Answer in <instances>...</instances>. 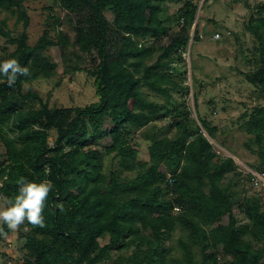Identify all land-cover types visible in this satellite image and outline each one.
Returning a JSON list of instances; mask_svg holds the SVG:
<instances>
[{
    "label": "trees",
    "instance_id": "1",
    "mask_svg": "<svg viewBox=\"0 0 264 264\" xmlns=\"http://www.w3.org/2000/svg\"><path fill=\"white\" fill-rule=\"evenodd\" d=\"M167 1L52 0L43 8L40 36L28 44L25 0H0V38L14 47L2 48L0 61L17 59L30 72L12 87L0 82V195L14 197L22 177L54 185L45 227L26 221L17 230L22 264H264V199L234 189L243 180L254 188L259 182L215 151L208 138L216 139V127L194 94L192 116L190 86L170 71L175 60L184 63L189 41H200L196 26L190 32L208 0L201 6L183 0L173 18L166 16ZM251 11L244 25L254 42L245 56L252 69L241 76L264 97V0ZM52 47L60 51L63 74L93 77L97 103L49 108L36 93H22L23 82L56 75ZM161 120L163 127L156 124ZM239 120L249 136L243 146L257 155L250 169L264 175V104ZM196 121L204 132L190 130ZM149 125L148 159L139 161L131 141ZM110 156L118 165L107 176ZM176 230L177 247L168 244Z\"/></svg>",
    "mask_w": 264,
    "mask_h": 264
},
{
    "label": "rangeland",
    "instance_id": "2",
    "mask_svg": "<svg viewBox=\"0 0 264 264\" xmlns=\"http://www.w3.org/2000/svg\"><path fill=\"white\" fill-rule=\"evenodd\" d=\"M202 1L198 2L199 6ZM258 1L261 0H208L203 8H198L190 32L192 35L196 26L200 41L192 43L189 41L187 50L181 55L184 63H177L175 60L170 68L176 79H180L184 84L190 86L188 107L191 109L192 116L196 117L193 108L194 94L197 95L199 111L216 127V139L208 138L214 145L215 151L220 156L232 157L238 169L244 173H256L250 169L249 164L257 162V155L250 153L243 146V142L249 136L240 128L239 116L245 110L250 111L256 104H264V97L259 96L257 90L247 84L241 76V72H249L252 69L251 65L246 62L245 56H249L254 42L244 24L252 12L251 8L254 3ZM182 3L183 0L165 2L166 16L173 18ZM25 5L30 18L27 27L28 44H33L44 28L46 10L43 8L52 5V0H25ZM53 9L59 12V16H64V12L59 11L56 6ZM106 14L110 17V13ZM3 15L4 13L0 14V18ZM13 22L14 18H9V28L13 27ZM21 30L22 26L19 24L14 33ZM69 34L72 36L73 32L69 30ZM190 44L191 46H189ZM2 48H6L7 52L14 49L12 44H8L0 38V53H3ZM47 52L58 64L56 75L50 79L23 82L22 93H36L49 108H82L97 103L93 77L84 71L63 74L59 49L52 47ZM83 63L87 68L92 67L91 58L84 59ZM149 94L151 98L162 101L152 93ZM172 97V101H180L177 93H173ZM209 101L212 103L209 104ZM160 115L165 116L163 112ZM165 122L161 120L156 124L163 127ZM189 128L204 132L198 121L194 125H189ZM153 132V126L149 125L140 130L131 141L132 147L138 150L139 161L148 159L146 149ZM172 136L173 132H170L169 137ZM49 140L52 141V138L50 137ZM4 151L0 141V154H3ZM117 165L111 156L106 157L104 159V174L108 176L110 171H115ZM124 176L126 173H121V177ZM258 176L259 184L256 188L251 187L247 181L243 180L242 182L245 183L241 182L234 189L241 190L242 197L246 195L264 199V179H260V177L263 178L262 175ZM231 177V174L225 175L224 181L227 182ZM234 212L239 219H243L237 208L234 209ZM178 234L179 231L176 230L168 242L169 245L173 244L177 247ZM101 243L104 242L101 241ZM20 245L17 230H10L4 235L3 242L0 243V254L3 255L0 257V264H22Z\"/></svg>",
    "mask_w": 264,
    "mask_h": 264
},
{
    "label": "clouds",
    "instance_id": "3",
    "mask_svg": "<svg viewBox=\"0 0 264 264\" xmlns=\"http://www.w3.org/2000/svg\"><path fill=\"white\" fill-rule=\"evenodd\" d=\"M29 74V68L22 66L17 59L0 61V77L4 78L0 82L9 87H12L18 78ZM53 187L50 180L34 182L22 177L18 193L14 197L0 195V235H6L3 225H7L10 230H19L26 221L34 228H44L43 211Z\"/></svg>",
    "mask_w": 264,
    "mask_h": 264
},
{
    "label": "built area",
    "instance_id": "4",
    "mask_svg": "<svg viewBox=\"0 0 264 264\" xmlns=\"http://www.w3.org/2000/svg\"><path fill=\"white\" fill-rule=\"evenodd\" d=\"M252 175H253V178H252V181H254L255 183H257L258 181H259V176L258 175H262L263 176V178L262 177H260V179L262 180V179H264V175L263 174H259V173H252Z\"/></svg>",
    "mask_w": 264,
    "mask_h": 264
}]
</instances>
